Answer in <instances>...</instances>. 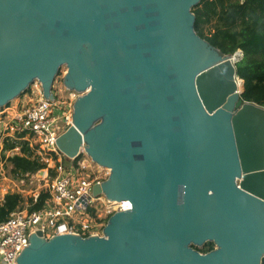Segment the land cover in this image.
I'll return each mask as SVG.
<instances>
[{"label": "water", "instance_id": "water-1", "mask_svg": "<svg viewBox=\"0 0 264 264\" xmlns=\"http://www.w3.org/2000/svg\"><path fill=\"white\" fill-rule=\"evenodd\" d=\"M199 2L0 0V109L34 81L53 101L65 66L77 98L57 147L108 170L92 198L131 203L100 235L37 230L16 264H264V197L241 188L243 162L264 164V106L242 99L237 52L195 32ZM243 118L259 144L240 143Z\"/></svg>", "mask_w": 264, "mask_h": 264}, {"label": "built area", "instance_id": "built-area-1", "mask_svg": "<svg viewBox=\"0 0 264 264\" xmlns=\"http://www.w3.org/2000/svg\"><path fill=\"white\" fill-rule=\"evenodd\" d=\"M240 57L241 53L238 52L236 61ZM38 91L40 96L38 100L33 105L25 107L19 115L12 117L11 126L6 129L22 135L19 139L25 136L36 139L40 147L38 157L47 167L45 171L37 172L39 173L37 176L41 181L45 179L41 186L49 196L41 209L34 211L16 209L6 220L0 222V264H16L18 253L28 246L29 237L37 230H41L46 238L67 233L81 236L87 232L88 235L93 234L89 232L91 215L87 213V209L97 200H102L105 212L109 216L115 211L128 209L125 202L91 197L93 186L102 183L103 179L91 173L88 175L80 173L82 168L79 156L74 165L71 163L73 160L65 164V155L57 147V139L70 125L69 119L62 113L65 117L62 124L56 98L50 101L42 96L40 90ZM3 113L4 111L0 109V115ZM48 168L55 173L52 178L47 174ZM105 170L108 174V170ZM38 195L37 192L33 193L31 197L33 201H36Z\"/></svg>", "mask_w": 264, "mask_h": 264}, {"label": "trees", "instance_id": "trees-1", "mask_svg": "<svg viewBox=\"0 0 264 264\" xmlns=\"http://www.w3.org/2000/svg\"><path fill=\"white\" fill-rule=\"evenodd\" d=\"M191 11L195 16L194 29L199 37L222 54L233 55L241 51V57L235 62L237 76L243 81L241 97L264 106V0H200ZM21 137L16 135L17 139L3 140L4 152L15 147L19 149L18 154L6 157L10 173L16 179L47 168L28 143L20 141ZM64 162L67 165L69 160L65 159ZM71 163L74 165L76 159ZM47 174L52 178L55 173L48 168ZM48 196L47 192L41 191L36 201L32 198L25 201L20 193H7L0 202V222L25 203L28 211L41 209ZM87 213L94 217L92 207L87 209ZM213 248L212 242H206L199 251L206 253Z\"/></svg>", "mask_w": 264, "mask_h": 264}, {"label": "rangeland", "instance_id": "rangeland-1", "mask_svg": "<svg viewBox=\"0 0 264 264\" xmlns=\"http://www.w3.org/2000/svg\"><path fill=\"white\" fill-rule=\"evenodd\" d=\"M65 72L66 67L61 66L54 78L51 90L54 97L56 98L55 102L58 103L59 106V112L61 113V123L63 124V121L65 120V117H63V115H65L66 118L69 119V122L71 124L73 105L75 99L77 98V95L65 89L63 83V76ZM38 90H40V92L42 93L39 82H32V84L29 85L25 92L9 101L7 106L4 107L7 109L6 112L0 115V202L3 201V198L7 193H20L26 201L27 199L32 197L33 193H40L41 191H43L41 184L45 182V179L43 181L39 180L41 179L37 176L39 173L31 175L26 174L23 177H19V179H16L15 176L10 173V166L6 162V157L13 154H18L19 149L15 147L13 150H9L6 152L3 151V140L7 138L17 139L15 138L17 134L14 133L13 130L10 129L8 131L6 129V127L11 126V118L19 115L25 107L33 105L38 100V98L40 97ZM20 141L27 142L28 146L33 149L34 153L36 155H39L38 153L40 147L38 146V143L34 137L25 136L24 138L20 139ZM79 151V154L74 159L78 158V156L80 158L79 163L80 167L82 168V171H80V173L83 172L85 175L91 173L94 176L101 177L103 181L107 179L109 173L106 174L107 171L104 168H101L99 165L94 163V161H92V159L86 154L84 147H81ZM64 158L69 160V162L74 160L72 158L68 159V157L66 156ZM42 170L45 171L44 169ZM77 173H79V171ZM20 179L23 180L20 181ZM27 207L28 205L25 203L21 209H27ZM92 208L94 209V217L91 216L90 218L91 221L89 222V232L93 234L97 232L101 233L107 219L109 218V215L105 212L102 200L95 201L92 205Z\"/></svg>", "mask_w": 264, "mask_h": 264}, {"label": "bare ground", "instance_id": "bare-ground-1", "mask_svg": "<svg viewBox=\"0 0 264 264\" xmlns=\"http://www.w3.org/2000/svg\"><path fill=\"white\" fill-rule=\"evenodd\" d=\"M238 52H240V50H238L237 53ZM238 88L240 89L241 87L238 85ZM237 129H238L237 131L239 135V141L240 143H243V146H246L251 142L253 143L251 144L252 146L255 144H259V142L257 141L259 137L262 136V132L261 130L259 131L256 124L252 123V120H248L245 118L239 119V121L237 122ZM69 134H73L72 138L69 139L70 140L69 154H71L72 150L76 151L77 148H80L81 145H83L84 140L80 131H78L75 127L74 129L68 131L67 133L68 138L71 136ZM262 146L264 147L263 144ZM243 166L245 167V169L249 168L250 171H247L246 173L243 174L241 188L246 192L256 195L258 197H264V164L258 159H253V160L244 161ZM99 197L106 198L104 195H100ZM111 201H115V200H111ZM116 201L125 202V206L128 207L127 210L131 208V203L128 200H116Z\"/></svg>", "mask_w": 264, "mask_h": 264}, {"label": "crops", "instance_id": "crops-1", "mask_svg": "<svg viewBox=\"0 0 264 264\" xmlns=\"http://www.w3.org/2000/svg\"><path fill=\"white\" fill-rule=\"evenodd\" d=\"M2 110H4V112H6L7 109L6 108H3Z\"/></svg>", "mask_w": 264, "mask_h": 264}, {"label": "flooded vegetation", "instance_id": "flooded-vegetation-1", "mask_svg": "<svg viewBox=\"0 0 264 264\" xmlns=\"http://www.w3.org/2000/svg\"><path fill=\"white\" fill-rule=\"evenodd\" d=\"M202 248V247H201Z\"/></svg>", "mask_w": 264, "mask_h": 264}]
</instances>
